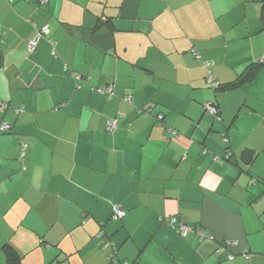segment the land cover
<instances>
[{
    "label": "crops",
    "instance_id": "obj_1",
    "mask_svg": "<svg viewBox=\"0 0 264 264\" xmlns=\"http://www.w3.org/2000/svg\"><path fill=\"white\" fill-rule=\"evenodd\" d=\"M263 57L264 0H0V264H264Z\"/></svg>",
    "mask_w": 264,
    "mask_h": 264
},
{
    "label": "trees",
    "instance_id": "obj_2",
    "mask_svg": "<svg viewBox=\"0 0 264 264\" xmlns=\"http://www.w3.org/2000/svg\"><path fill=\"white\" fill-rule=\"evenodd\" d=\"M263 63H264V60L263 61H260V62H257L256 64L250 65L247 68V70L245 72H243V74L241 75V80L240 81H238V82H231V83H224V84L219 83L218 86L215 87V89L217 91H225V90H229V89L236 88L244 80L246 81V79L254 77L255 74L257 73V70L259 69L260 65L263 64ZM217 109H218V112H219L218 113V117H219L218 119H221V115H220L219 108L217 107ZM159 115H162L164 117L163 114H159ZM159 115H158V117H159ZM212 115H214L215 117L217 116L216 114H212ZM4 132H7V131H4ZM257 154H258L257 151H255L253 149H248L247 148V149H245L243 151V156L249 160V163H251L256 158ZM112 210H113V208H112ZM112 215H113V211L111 212V218H112ZM161 218H162V220L164 222H166L169 225H171L172 227H174L177 230V232L179 234H181V236H186L189 232L193 231V229H194L192 226H190L186 222L181 221V220H178L176 218H164V217H161ZM118 219H121V218H118ZM173 219L175 221H173ZM179 221L185 223L189 227V230L187 231L186 234H183V232L181 230H179V227L177 225V223ZM197 232L199 234V237H200V240L201 241L205 240L206 238L215 240L214 234L211 233V232H209V231H207V230L199 229V230H197ZM229 247L230 246H228L227 244H225V243L222 242V243H219L217 245L216 250L218 252H223L225 250H228ZM3 249H4L5 254H6V264H23L21 255L19 254V252L14 247H12L9 244H5L4 247H3ZM231 255L232 254H229L228 255L229 259H232V258H230Z\"/></svg>",
    "mask_w": 264,
    "mask_h": 264
},
{
    "label": "built area",
    "instance_id": "obj_3",
    "mask_svg": "<svg viewBox=\"0 0 264 264\" xmlns=\"http://www.w3.org/2000/svg\"><path fill=\"white\" fill-rule=\"evenodd\" d=\"M48 31L49 30H48L47 26H43L41 29H39L37 34H36V36H34L33 38L27 40L26 45H27L28 49L30 51L35 50L36 47H37V43H38L39 39L42 38L43 36H45V34L48 33ZM52 44H53V49H52L51 53H52L53 56H57L58 52H57V49H56V46H55V44H56L55 41H53ZM263 60H264V57L261 59V61H263ZM218 84H219L218 82H213L212 83V85L214 87L218 86ZM105 91L109 92V94H112V87L110 86V87L106 88ZM206 107H207V110L211 114H216L218 116L219 112H218L217 107L214 105V103H211V102L207 103ZM6 108H7V104L0 100V111L5 110ZM159 118L163 119V116L159 115ZM117 124H118L117 123V118L111 119V120L108 121L107 129L109 131H113L117 127ZM9 128H10V126H9V124L7 122L3 121L1 123V130L8 131ZM175 133H176V131H175ZM21 154H23V153L21 152ZM123 214H124V211H123V208L121 206L115 205L113 207V215H112L113 219L122 218ZM173 221H175V220L173 219ZM177 225L179 227V230H181L183 232V234H186L187 231L189 230V227L185 223H183L181 221H179L177 223ZM223 243H225V244H227L228 246L231 247V246L237 245L238 241L237 240H227L226 242H223ZM233 255L234 254H232L230 258H233L234 257ZM245 256L249 257V254L246 252Z\"/></svg>",
    "mask_w": 264,
    "mask_h": 264
}]
</instances>
